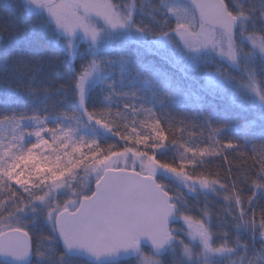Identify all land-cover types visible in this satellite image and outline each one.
<instances>
[{
  "label": "trees",
  "instance_id": "obj_1",
  "mask_svg": "<svg viewBox=\"0 0 264 264\" xmlns=\"http://www.w3.org/2000/svg\"><path fill=\"white\" fill-rule=\"evenodd\" d=\"M109 2L131 32L104 37L97 50L81 42L71 51L45 13H31L23 0H0V140L15 143L13 137L24 132L34 141L27 133L42 127L76 129L79 150L69 145L49 168L60 185L54 212L89 196L99 164L126 152L152 158L179 179H206L215 189L192 204L171 180L155 178L177 202L181 218L207 214L215 248H234L239 238L247 255L253 249L250 264H257L264 197L253 181L264 182V109L258 102L264 98V59L246 43L234 63L211 51L188 53L176 32L182 22L173 0ZM226 3L243 20L234 35L264 39L262 0ZM91 63L99 66V79L81 107L77 85ZM27 230L31 264H89L65 257L53 225L42 218ZM165 259L163 264H175ZM216 264L239 261L231 255Z\"/></svg>",
  "mask_w": 264,
  "mask_h": 264
},
{
  "label": "water",
  "instance_id": "obj_2",
  "mask_svg": "<svg viewBox=\"0 0 264 264\" xmlns=\"http://www.w3.org/2000/svg\"><path fill=\"white\" fill-rule=\"evenodd\" d=\"M50 7L54 0H41ZM201 24L231 37L238 19L222 0H184ZM232 27L228 32L227 26ZM178 208L153 177L136 171L106 169L89 196L72 211H59L53 221L55 238L63 255L89 264H119L137 259L143 249L162 258L174 246L171 226L178 224ZM33 245L13 236L0 245V264H31Z\"/></svg>",
  "mask_w": 264,
  "mask_h": 264
},
{
  "label": "rangeland",
  "instance_id": "obj_3",
  "mask_svg": "<svg viewBox=\"0 0 264 264\" xmlns=\"http://www.w3.org/2000/svg\"><path fill=\"white\" fill-rule=\"evenodd\" d=\"M27 4L31 13H45L58 29L59 36L67 39L66 45L69 50L73 51L78 43H87L93 49H99L100 41L103 38H111L116 32L129 33L131 27L127 24L123 16L111 6L109 0H56L54 6L44 8L41 6V0H23ZM55 1V0H54ZM172 8L176 21L182 22L177 27L178 37L186 51L190 54H197L205 51L215 53L219 58H223L229 63L238 60L240 47L246 43L245 48H250L254 55L264 59V50L259 49L254 43L257 37L244 36L242 33L235 34L226 38L209 28L203 27L198 20L190 13V9L180 0H173ZM239 21H243L239 19ZM73 42L74 46H71ZM248 46V47H247ZM242 48V49H245ZM237 50V51H235ZM100 68L96 63H91L88 69L83 73L80 82L83 80L85 92L92 87L99 79ZM262 109H264V98L258 100ZM264 117V111L262 113ZM106 169H123L136 171L144 176H150L154 179L164 177L165 182L171 180L172 185L178 188V176H173L166 169L157 166L152 158L137 155L132 152H126L112 156L109 160L99 164L95 169L96 177ZM182 179V178H181ZM183 180L181 189L190 199V203L205 201V193L215 189V186L204 181ZM177 203V202H176ZM71 210L77 205V201L71 203ZM59 211L53 212L51 222ZM199 219L193 217H182L181 222L171 229L173 236L176 238V244L171 247L165 260H172L175 264H216L221 260L227 261L231 255L225 251L222 254H211L205 256L204 241L200 236L195 235L189 227L190 223H197L203 226V230L208 234L210 248L217 249L213 246L214 234L210 231V219L203 212ZM181 216V215H179ZM253 251V249L251 250ZM248 253L251 258L252 252ZM163 260V258H161ZM153 257L150 253L142 254L134 261L135 264H163L162 260Z\"/></svg>",
  "mask_w": 264,
  "mask_h": 264
},
{
  "label": "snow or ice",
  "instance_id": "obj_4",
  "mask_svg": "<svg viewBox=\"0 0 264 264\" xmlns=\"http://www.w3.org/2000/svg\"><path fill=\"white\" fill-rule=\"evenodd\" d=\"M264 4V0H262ZM225 6L231 9L225 0ZM228 32H232V27L227 26ZM253 43L261 50H264V39L254 40ZM79 90V104L85 106V87L83 80L77 85ZM89 115V120L93 121ZM103 122V121H102ZM107 127V126H106ZM76 129L63 127L47 128L42 127L27 133L28 136L35 137L34 141L26 140V134L20 132L13 137L15 143L11 141L4 143L0 140V245L5 244L7 239L13 236L26 238L29 245L33 243L31 233L27 230L28 224H35L37 218H42L45 222H51L57 192L60 185L56 183L49 171L52 162L60 160V152L69 145L74 146L78 151V141L73 137ZM51 136L49 141L47 136ZM163 138V137H162ZM41 149L51 153L45 156ZM207 186V180H204ZM253 187L259 196L264 197V182L253 181ZM255 197H250L254 199ZM240 205L239 198L236 201ZM243 214V209H240ZM29 214H32L29 216ZM207 215V214H206ZM190 229L195 235L200 236L204 241L205 256L211 254H222L227 251L230 255L238 257L239 264H250L247 255V244L241 245L239 238L237 246L228 248L226 244L220 248L211 249L208 234L203 230L199 222L189 224ZM261 248L255 256L257 264H264V213L260 221ZM256 233H253V239ZM241 248L243 252H241Z\"/></svg>",
  "mask_w": 264,
  "mask_h": 264
},
{
  "label": "flooded vegetation",
  "instance_id": "obj_5",
  "mask_svg": "<svg viewBox=\"0 0 264 264\" xmlns=\"http://www.w3.org/2000/svg\"><path fill=\"white\" fill-rule=\"evenodd\" d=\"M178 182H179L178 187H181V185H183L184 183L182 179H179Z\"/></svg>",
  "mask_w": 264,
  "mask_h": 264
}]
</instances>
